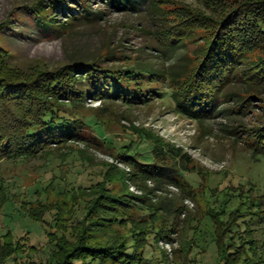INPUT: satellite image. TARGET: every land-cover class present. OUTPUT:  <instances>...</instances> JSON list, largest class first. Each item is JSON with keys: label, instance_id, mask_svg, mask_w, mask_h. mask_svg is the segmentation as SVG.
<instances>
[{"label": "trees", "instance_id": "obj_1", "mask_svg": "<svg viewBox=\"0 0 264 264\" xmlns=\"http://www.w3.org/2000/svg\"><path fill=\"white\" fill-rule=\"evenodd\" d=\"M88 1L47 0L44 4V0H37L30 9L42 30L61 32L78 22L80 16L89 21L97 19ZM128 1L108 0V4L121 9ZM196 2L199 6H194L195 11L183 9L180 21L173 27L164 23L161 30V53L166 55L180 49H187L188 53L191 45L197 48L193 63L191 57L190 64L185 57L175 62L181 71L143 68L137 65V57L120 56L111 49L90 59L71 58L69 64L54 70L21 69L12 65L9 55L0 49V162L33 160L43 153L49 159H59L55 151L73 152L72 143L100 149L103 125L98 115L94 121L83 116L87 100L101 105L121 102L135 107L168 95L176 103L179 114L201 120L217 107L221 98L227 100L229 95L225 91L235 79L248 85L242 94H235V112L248 114L260 96L259 91L264 90V0ZM153 6L159 11L157 4ZM60 13L69 15L66 23L60 24ZM160 14L165 22L173 15L167 17L165 11ZM116 61L120 66L112 63ZM87 128L93 129L92 135ZM133 128L137 141L150 145L151 161L139 160L137 153L129 149H116L115 156L129 171L112 167L102 181L88 187L74 185L68 189L58 183L57 188V182L50 181L37 192V201L23 198L18 202L20 210L34 222H43L44 218L33 205L47 208L54 192L70 193L72 199L80 196L83 202L75 210L78 223L71 226V237L62 236L56 241L45 264H174L159 250L158 244L172 243L171 234L183 207L151 203L149 197L154 191L147 183L153 182L155 191L162 186H175L195 199L199 195L181 173L202 176V169L183 149L151 131ZM246 135L253 159H264V121L248 129ZM78 152L85 154L82 150ZM2 182L3 179L0 180V218L6 207L16 201ZM130 184L143 194L132 193ZM228 190V199L217 219L216 264H264V239H258L253 233L264 235V197L243 189ZM205 202L208 215L215 213L211 198ZM212 217L216 220V216ZM240 219L248 226L244 233L234 228ZM59 221L64 220L57 212L51 222L58 226ZM255 223L257 229L250 228ZM25 240L16 238L12 231L0 236V264H8L22 255ZM49 242L52 244V240ZM186 243L182 239V253L191 248ZM149 247L158 255H149Z\"/></svg>", "mask_w": 264, "mask_h": 264}, {"label": "rangeland", "instance_id": "obj_2", "mask_svg": "<svg viewBox=\"0 0 264 264\" xmlns=\"http://www.w3.org/2000/svg\"><path fill=\"white\" fill-rule=\"evenodd\" d=\"M36 1L0 0V49L9 55L12 65L21 69L40 67L54 70L69 64L71 58L90 59L111 49L120 56L137 57V65L143 68H174L181 71L175 62L185 57L186 63L190 64L191 57L193 63V56L197 52L196 46L191 45L188 53L187 49H180L165 55L160 52L159 42L164 23L173 27L183 17V9L195 11L194 6H199L196 0H130L121 9L109 6L108 0H89V8L97 19L89 21L80 16L78 22L66 30L61 29V32L45 31L38 26L34 12L30 9ZM44 1L47 4V0ZM154 4L158 5L159 11L154 10ZM162 11L167 17L173 15L165 22L160 14ZM68 16L60 13V24L66 23ZM112 63L120 66L119 61ZM231 81L225 91L229 95L227 100L221 98L217 107L201 120L179 114L176 103L168 95L135 107L121 102H104L101 105L98 101L87 100L83 116L94 121L98 115L103 125L100 138L103 144L100 149L72 143L73 152L68 149L55 151L59 159H49L43 153L33 160L16 163L1 161L0 180L3 179V187L8 188L16 201L6 207L0 218V236L12 231L16 238L26 239L23 241V254L8 264H45L56 241L62 236L71 237V226L78 223L75 210L83 203L80 196L72 199L70 193L58 195L54 192L47 208L40 209L36 203L33 205L44 218L43 222H34L19 208L18 202L23 198L37 201V192L50 181H56L57 188L58 183L68 186V189L74 185L88 187L102 181L104 174L112 167L129 171L115 156L120 150L136 152L138 159L144 162L153 159L150 145L137 141V132L133 127L151 131L176 148L183 149L184 153L192 156L203 173L202 176L198 173H181L199 195L195 199L178 187L166 185L155 191V184L151 181L147 183V187L154 191L149 197L151 203L183 207L182 213L177 216L178 225L171 234L172 243L160 242L159 250L165 252L169 262L174 264L185 261L187 264H216L214 243L218 240L217 219L228 199V189H243L248 193L252 191L257 197H264V159H253L245 140L247 130L264 121V90L257 92L260 96L248 114H239L235 112L237 104L234 97L235 94H242L248 85L235 79ZM97 108L107 109L97 112ZM86 130L92 135V128ZM78 150L85 154L80 155ZM129 187L137 196L143 194L133 184ZM208 197L211 198V207L216 211L209 215L205 202ZM262 209L264 211V205ZM57 212L64 220L59 221L58 226L51 222ZM212 216H216V220ZM238 223L235 230L244 233L248 226L243 219ZM257 227L256 223L250 226L252 229ZM253 233L258 239H264V235L259 232ZM182 239L190 243L191 247L183 253ZM148 252L151 256L158 255L150 247L147 248Z\"/></svg>", "mask_w": 264, "mask_h": 264}]
</instances>
